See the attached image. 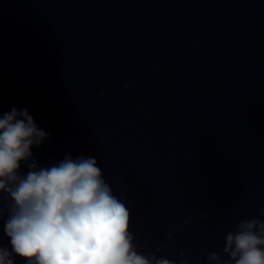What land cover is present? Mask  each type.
<instances>
[{
	"label": "clouds",
	"instance_id": "9594fccd",
	"mask_svg": "<svg viewBox=\"0 0 264 264\" xmlns=\"http://www.w3.org/2000/svg\"><path fill=\"white\" fill-rule=\"evenodd\" d=\"M47 136L27 110L0 117V218L7 213L11 246H0V264H16L14 257L26 264H176L137 250L126 202L114 195L95 158L65 154L39 167L30 149ZM22 161L27 175L19 171ZM225 240L229 260L213 252L210 264H264V221L241 220Z\"/></svg>",
	"mask_w": 264,
	"mask_h": 264
}]
</instances>
